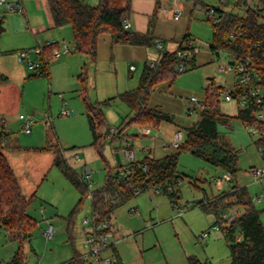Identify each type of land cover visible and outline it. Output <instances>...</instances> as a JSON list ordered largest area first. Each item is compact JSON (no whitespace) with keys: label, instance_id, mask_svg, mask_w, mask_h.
Instances as JSON below:
<instances>
[{"label":"rangeland","instance_id":"rangeland-1","mask_svg":"<svg viewBox=\"0 0 264 264\" xmlns=\"http://www.w3.org/2000/svg\"><path fill=\"white\" fill-rule=\"evenodd\" d=\"M85 1L93 5L99 2V0ZM255 2L256 0H247V4L234 9L236 12H242L244 7L254 6ZM43 3L44 9L29 14V18L20 10L10 9L7 2L0 3V80L4 77L14 79L27 77L25 102L28 108H22L17 112V115L20 112L25 114L30 112L35 118L31 133L23 131L20 127L14 131L13 137L25 140L26 136L35 133L38 136L37 140L42 143L41 145H44L40 154L36 155L38 160H34L33 158L36 157H32L27 153L19 155L20 159H25L26 156L31 157L29 161L30 170L26 166L19 168L18 161L14 160L15 158L10 152L7 153L19 172L23 192L28 197L36 193L28 207L29 214L37 220V224L32 229L30 240L24 244L25 264H61L69 260L75 251L81 254L89 252V246L86 245L87 224L83 220L86 216H92L90 192L103 186L108 170L116 171L119 165L128 162L125 151L120 146L121 142L122 145L124 144L121 136L131 138L141 132L139 124H129L115 138H107V140L104 137L101 138L102 142L105 141V146L103 147V153L100 152L92 144L93 133L89 126L86 105L82 99L81 82L78 81L77 77L71 79L68 75H64V72L57 66L53 68L55 72L54 75L51 73L50 78L36 76L34 74L37 69L28 66L30 56L23 61L19 60L18 54L20 51H35V47L32 46L31 48L30 45H37L36 48H42L46 45L48 38H56L61 43L54 40V44L57 43L59 46L67 44L69 54L76 52L75 54L81 56L84 62H88V69H90V57L76 51L74 48L71 25L47 26L50 17L46 13L45 0ZM203 4L218 6L220 0H197L191 20V29L194 33L199 34L195 33L197 36H191L195 46L199 47L207 45L213 40V24L211 20L204 16L201 8ZM43 23H46L45 26L35 27ZM32 56L36 57L37 54L34 52V54H31V58ZM58 56L54 55L52 59L54 60ZM222 59L231 60L233 57L223 50L221 55H214L209 62L179 73L174 81V85L178 89L177 94L183 98L197 96L198 99L203 100L212 79L216 85L230 87L235 81V74L219 70L218 65ZM140 70L141 65L138 70L134 71L136 77L139 75ZM79 71V73L83 72L84 68ZM112 75H114L113 77L119 76V85H121L122 68H119L118 72L112 71ZM102 77L98 76L94 78V81L91 77L89 80L87 94L93 102L96 101L97 95L100 97L99 101L113 95L108 92V85H105V89H103L102 83L98 84L97 81L100 82ZM95 79L97 80L95 81ZM95 82L96 86H94ZM8 84H11V82ZM2 85L0 81V89ZM22 87H20L21 90ZM220 108L231 116L228 121H221L218 127L222 134V141L239 155L240 170L237 177L234 178L232 183H224L223 187H219L218 179L227 173L226 170L195 156L191 152H182L178 163V170L183 176L178 185L180 188L179 197L172 199L164 192L150 187L119 205L112 215L111 220L114 230L116 232L121 231L122 234L131 232L133 235L130 238L137 236L141 247L140 252L139 246L136 247L135 239L129 241L131 250L124 254L123 264L131 261L133 253H140L145 258L154 254L156 262H159L158 264H162L161 261L166 262L162 247L152 246V243H150L152 240L153 243L155 242V233L162 239L163 248L167 251L166 255L168 257H171L169 254L173 248L182 250L180 238L183 242L188 239L189 243L184 244L193 251H200V248H205L209 239L213 238L210 249L214 252L213 258L216 259L217 264H232L226 239L220 229L214 226L216 222L214 215L205 213L196 203L198 199L204 198L206 194L215 196L224 191H229L231 185L235 183L248 188L255 206L262 211L261 219L264 224V178L260 180L246 174V170L251 167L264 166V160L257 146L258 134L256 131L248 129L238 117L239 107L237 102L226 100L221 94ZM63 109L74 110V113L65 115L62 113ZM103 111L106 117L104 132L107 128H115L118 132L122 128L121 126L125 125L123 122L127 121L131 115L129 106L119 97H115L109 104H104ZM185 117L189 119L188 123H191L198 120L200 115L197 110L193 114H189L187 109ZM146 138L149 139V137ZM131 140L133 141V139ZM145 141L149 140H143L144 143ZM169 142H163L160 138L157 139L155 155L160 157L168 152L175 151L176 149L172 145L167 146V149L164 148L163 144ZM58 147L61 148L67 164L72 167L80 178L84 177L87 170L91 173L90 181L92 185H88L89 191L84 196L81 205L78 206L79 209L74 214L71 222L68 214L77 205L81 198V192L63 171L54 164L55 149ZM133 147L135 155L141 159L142 155L140 156L141 153L137 143ZM33 164H35L34 169L32 168ZM26 170L29 171L26 172ZM84 182L89 184L87 178ZM133 208L136 209L135 212L132 211ZM236 209L235 207L232 210L234 216L238 213ZM178 220H181L184 224L189 223L190 228L185 229V231L188 230L190 233L187 232L183 235L182 233L185 231L178 232ZM192 220L194 228L191 227ZM49 224H52L54 228L52 236L46 234ZM134 231H136L135 235ZM204 231L209 232L207 239L199 237ZM240 233V231L237 232L236 236L238 237ZM71 234L74 236L73 239ZM143 237L148 241L142 246ZM185 237H187L186 240H184ZM113 240L111 238L110 243ZM123 244L129 245L125 242ZM18 247L19 242L11 240L8 234L0 229V264H10ZM118 248L120 249V246ZM102 252L111 258L117 257L110 245L104 248ZM159 252L160 255H158ZM177 253L179 257L182 256V252L177 251ZM139 258L140 256L137 259ZM210 259L213 261L211 257ZM116 264H122V262L119 261ZM209 264L211 263L209 262Z\"/></svg>","mask_w":264,"mask_h":264},{"label":"trees","instance_id":"trees-1","mask_svg":"<svg viewBox=\"0 0 264 264\" xmlns=\"http://www.w3.org/2000/svg\"><path fill=\"white\" fill-rule=\"evenodd\" d=\"M54 21V26L70 24L73 32L74 48L76 51L88 55L91 61L97 59V46L100 34H111L114 43L151 46L157 45L156 37L151 29L147 33H140L124 26L126 14L131 9V0H99L98 4H90L85 0H47ZM197 2V0H195ZM247 4V0H220L219 9L223 15L218 21H212L213 40L211 50L218 56L220 50L236 54H249L257 63H264V21L261 20V11L249 6L242 12H236L235 7ZM209 5L203 4L205 10ZM187 34L175 50H168L162 45L158 46L157 58L144 63L137 87L119 93L117 96L93 102L88 92V63L84 71L79 74L82 86V97L86 105V114L90 129L93 133V142L100 152L103 151L110 128L104 132L106 117L103 105L109 104L115 97H119L131 109L129 119L121 126V131L129 124L158 125L162 120L172 119V115L148 107L151 93L157 83L170 79L175 81L177 75L188 69L197 67L196 51L182 58L178 50L186 48ZM59 44H49L41 48L38 53L39 68L36 76L50 78V62L54 51ZM184 62L186 68L179 70L178 65ZM223 86L216 85L212 80L206 89L203 105L200 108V118L187 125V136L183 143L162 157L150 156L135 162V171L128 177L119 175L118 170H108L102 187L90 192L92 200V216L95 222L109 221L111 213L116 207L125 203L133 196L150 187L166 193L175 198L179 193V182L182 174L178 170L179 157L182 152H191L205 161L222 167L232 174V182L240 170L239 155L229 145L222 141L219 130L221 121H228L231 117L220 108V96ZM238 117L244 122H254V118L243 110H239ZM263 125H259L262 127ZM263 128V127H262ZM2 135V134H1ZM116 137V136H115ZM114 137V138H115ZM123 141L128 137H122ZM131 137L130 139H132ZM113 139V138H112ZM124 143V142H123ZM54 164L57 165L69 180L81 192L77 205L70 211L68 218L71 222L78 211L84 196L88 193V185L70 167L61 148L55 149ZM103 153V152H102ZM144 165L147 166L144 169ZM119 167V166H118ZM117 167V168H118ZM231 182V183H232ZM139 189V193L135 191ZM33 197L23 193L17 175L0 145V225L7 231L11 240L19 242V247L12 256L10 264H25L24 244L30 240L33 227L37 220L33 218L28 207ZM205 212L216 215V224H221V230L230 241L232 264H264V224L261 219L262 211L255 204L252 195L246 186L233 184L229 191L216 196H207L196 203ZM237 208L234 220L227 222L228 214ZM71 229V227H69ZM241 232L242 238L237 239L236 233ZM73 239V235L71 234ZM193 264H200L191 259ZM61 264H93L90 256H83L75 251L74 255Z\"/></svg>","mask_w":264,"mask_h":264},{"label":"crops","instance_id":"crops-1","mask_svg":"<svg viewBox=\"0 0 264 264\" xmlns=\"http://www.w3.org/2000/svg\"><path fill=\"white\" fill-rule=\"evenodd\" d=\"M8 2H20L23 5L22 12H24L28 18H29V14H34L35 11H38L39 9L42 8L44 9V3H43L44 0H9ZM196 4L197 2H195V0H131V9L126 14L125 19H127L131 23L130 26L131 30L140 33H147L152 26V33L156 37V39H161L162 42H164V47L167 48L168 50H175L178 46V43L187 34L192 36H197V34H199L197 32H195L197 33L195 34L191 29V20L194 14ZM45 5H46V13L50 17V22H47L48 24L47 26L51 27L54 25V21L47 0H45ZM202 12L204 13L205 16V10L202 9ZM45 24L46 23H43L42 25L39 24L38 26L35 27L41 28L42 26H45ZM50 40H55L57 42H60L56 38H48L46 43ZM211 42L201 47L197 46L196 49L197 65L207 63L214 57V53L212 52L210 47ZM30 46L31 48L32 46L36 48L37 45H30ZM75 53L76 52H74L73 54H69V52H67L65 54H61L60 56H58V58H55L54 60L51 59L50 77H51V73H53L54 75L55 69L53 68L57 66L62 72H64V75L65 74L68 75V77H70L71 79L77 77L78 81H80L79 70L83 69L85 64L88 62H84L83 58ZM158 55H159V49L158 46L155 44L151 46H144V45L114 43L111 34L102 33L100 34L98 39L97 55H96L97 59L96 61H91L90 59L89 62L90 69H88V75H89L88 83L91 77L94 81V78H97L98 76H103L100 82L97 81L98 84L102 83L103 89H105L104 88L105 85H108L109 86L108 92L110 94H113L112 97H114L115 94L118 95L119 93L137 87L139 84L140 75L142 73L144 63L147 60H152L157 58ZM218 55H221V52H219ZM32 58L35 57L32 56ZM133 65L135 67L131 68ZM140 65H141V70L139 75L136 77L134 71L138 70ZM119 68H122V76H120V80H122L121 85H119V76L117 77L116 75V77H113L114 75H112V71L118 72ZM96 80L97 79H95V81ZM0 81L3 84L0 89V145L2 146L3 151L5 152L10 164L12 165L19 180V183L21 185L19 172L17 171L15 165H13L7 153L10 152V154L14 156L15 158L14 160L18 161V163L20 164L19 168H24V166H26V168L30 170L31 167L29 161L31 157L26 156V158L24 157L25 159L23 158L20 159L19 155L23 153H27L29 155H32V157H36L33 158L34 160L35 159L38 160L36 155L40 154V151L43 150L44 145H41L42 143H40V141L37 140L38 136H36L35 133L33 135L26 136L25 140H22L18 137L17 138L13 137L14 131L22 127V119L20 118V114H25L24 112H20V114L17 115V112H19L22 108H28L26 107L27 103L25 102V88L28 84L27 77L24 76L23 79L4 77ZM9 82H11V84H8ZM21 86H23L22 90L20 89ZM94 86H96V82ZM3 89L5 90L3 91ZM177 92H178L177 87L174 85V82L171 81L170 79L161 81L156 84L155 90L151 93V96L149 98L148 107L154 108L156 110L165 113H169L173 117L170 120H162L158 125L139 124L141 126V132L140 134H137L132 138L133 145L137 143V147L141 153L140 154L138 152V154H140V156L142 155L141 159H139L138 156L136 155V161L142 160L146 156L159 158L158 156L155 155V152L157 151V139L160 138L162 139L163 142L171 141L174 138V134L178 128H183L187 135V130L185 128V125L189 121V119L186 118L187 115L185 117V112L187 109L188 111L190 109H193V113L195 110H197L200 115V108L196 106L195 102L191 101V97L183 98L179 96ZM99 98L100 97L97 95L96 101H99ZM129 110L131 113L130 107ZM33 112H35V110H33ZM28 114L32 115V113L30 112ZM142 127L147 129L146 133L142 131ZM146 137H149V139H147ZM145 139L149 141H145L144 143L143 140ZM123 145L121 142L120 144L121 148H123ZM163 145L164 148L167 149L169 143H164ZM34 166L35 164H33L32 167L33 169ZM29 170H26V172ZM217 183H219L218 184L219 187L224 186V183H220L219 181ZM35 194L36 193H34L33 196ZM164 194L167 195L166 193ZM179 194H180V188L177 197H179ZM207 196L210 195L206 194L204 198H207ZM174 199H176V197ZM202 199L203 198L198 199L197 203H199ZM196 205L199 206L198 204ZM116 208L111 213V218ZM205 213H209V212H205ZM211 214L214 215L216 219V215L213 213ZM111 218H110V227L113 230L112 238L114 240L110 244V246L117 254L116 257L117 263L120 261L123 264L124 254L130 252L131 250L130 249L131 244L129 241H134L133 239H135L137 243L136 247L139 246L140 252H141V247L140 244L138 243L139 241L137 239V236L130 238L133 235L131 232H128L126 234L124 233L122 234L121 231L116 232L112 226ZM177 223H179L177 227L178 232L185 231V229L190 228L188 226L189 223L184 224L181 220H178ZM191 224H192L191 227H193L194 224L193 220L191 221ZM50 225L52 224H49V226ZM88 228L89 225L87 224L86 232H88ZM0 229H3L7 233V231L1 225H0ZM220 231L224 235V238L226 239V242L228 244L230 250V259H231L230 241L221 229ZM135 232L136 231H134V235ZM187 232L190 233L187 230L182 234L184 235ZM155 235H156L155 242L153 243L152 240V242L150 243H152V246L156 245L162 247L161 248L162 252L166 258V262L161 261L162 264H193L191 259L197 260L200 264H209V262L211 264H217L216 259L213 258L214 252L212 251V249H210L212 247L213 238L209 239L206 246L207 248L206 247L200 248V251H193V249H188L186 247V244L189 243L188 239L186 240L187 237H185V239L183 238L184 240H186L185 242H183L182 238H180L181 241L180 247H182V250L180 248L178 249L173 248L169 254L171 257H168L166 255L167 251H165V249L163 248L162 239H160L157 233H155ZM199 237H202V239H207L209 237V232L207 236L203 237L201 234ZM241 238H242V234L240 233L237 239H241ZM147 241L146 238L143 237L141 243L142 246ZM123 242H125V244L129 243V245H124ZM118 246H120V249L118 248ZM177 251L182 252L181 257L178 256ZM158 255H160V252ZM139 256L140 258L137 259ZM210 257L213 259V261L210 259ZM158 263L159 262H156V257L154 254L150 255V257L145 258V256L140 253L139 254L133 253L131 255V261L127 262V264H158Z\"/></svg>","mask_w":264,"mask_h":264},{"label":"built area","instance_id":"built-area-1","mask_svg":"<svg viewBox=\"0 0 264 264\" xmlns=\"http://www.w3.org/2000/svg\"><path fill=\"white\" fill-rule=\"evenodd\" d=\"M10 9H17L22 11L23 5L20 2H8L6 0H0V3H6ZM259 11H261V20L264 21V0H256L255 5L251 6ZM179 13V12H176ZM223 15V11L219 9L216 5H209L205 9V16L211 21H218L220 17ZM124 26L130 28L131 23L125 19ZM156 44L161 46V40L156 39ZM47 45L54 44L53 41H48ZM195 46L194 40L190 35L186 40V48H181L178 50V55L182 58H186L191 54L190 47ZM189 47V48H188ZM197 48L194 47L196 51ZM41 51V48H35L33 50H22L19 52L18 57L21 61L25 60L29 57L28 66L30 68H39V59L38 53ZM69 47L67 44H64L57 48L54 51V55L58 56L62 53L68 52ZM223 51L220 50V52ZM37 54L35 58H31V54ZM232 55L233 59L225 60L222 59L219 63L218 67L221 71L232 72L235 74V81L230 87L223 86L222 95L226 100H233L237 102L239 110H243L248 112L253 118L254 122L245 123L248 129L256 131L258 134L257 146L260 151V154L264 160V63H257V61L251 57L249 54H236L232 52H228ZM133 65L131 68H134ZM179 70H184L186 68L185 63L182 61L178 65ZM191 101L195 102L198 108H201L203 105V100L198 99L197 96H191ZM65 115H70L74 113V110L71 109H63L62 111ZM189 114H193V109L189 110ZM20 118L22 119V129L25 132H31L32 126L35 123V118L31 114H20ZM263 125L259 127V125ZM143 132H147L146 128L142 127ZM118 132H116L115 128H110L109 133L107 135L108 139L114 138ZM186 132L183 128H178L174 134V138L169 142V145H172L175 148H178L186 138ZM123 149L125 151V157L128 160L127 163L119 165L117 168L119 175L122 177H128L133 174L135 171V162L136 155L133 147V141L128 138L124 141ZM144 169L147 168L146 165L143 166ZM246 173L254 177L256 179L264 178V166L251 167L246 170ZM87 178L89 184L92 185L91 173L87 170L84 174L83 180L85 181ZM220 183H228L232 182V174L230 171L220 177L218 179ZM139 189L135 192L139 193ZM176 205V204H175ZM133 212L136 209H132ZM228 221L222 222V224H226L229 221L234 220L235 216L233 213L228 214ZM85 224L89 225L88 235L86 236V245L89 246V252L86 254H82L83 256H90L93 264H116L117 258H111L110 256H106L103 254V249L107 248L111 243L110 240L113 236V230L110 227L109 221H101L99 223L95 222L93 216H86L83 220ZM218 229L221 228V224L215 225ZM54 233V228L52 225L46 231L48 236H52ZM208 235V231L202 233V236L205 237Z\"/></svg>","mask_w":264,"mask_h":264}]
</instances>
